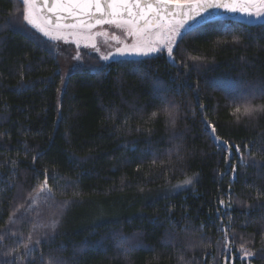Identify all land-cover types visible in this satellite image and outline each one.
I'll return each instance as SVG.
<instances>
[{"label":"trees","instance_id":"trees-1","mask_svg":"<svg viewBox=\"0 0 264 264\" xmlns=\"http://www.w3.org/2000/svg\"><path fill=\"white\" fill-rule=\"evenodd\" d=\"M22 13L0 0V264H264V112L242 115L264 105V24L186 31L175 62L82 52L62 83Z\"/></svg>","mask_w":264,"mask_h":264},{"label":"snow or ice","instance_id":"snow-or-ice-1","mask_svg":"<svg viewBox=\"0 0 264 264\" xmlns=\"http://www.w3.org/2000/svg\"><path fill=\"white\" fill-rule=\"evenodd\" d=\"M22 4L24 24L49 41L75 44L78 50L75 59L81 58V46L98 53L101 51L97 38L105 37L107 42L110 33L93 30L102 29L105 25L115 28L131 39L129 44L119 36L111 34V39L120 46L114 53L101 55L102 61L116 56L146 58L166 51L168 57L175 62L174 46L178 44V38L185 34L182 30L191 28L198 17H203L204 13L210 10L254 16L257 19L264 17V0H22ZM235 112L240 113L241 108L237 107ZM258 112H264V105L247 102L242 115L252 117ZM152 115L155 117L156 113L153 112ZM167 115L174 123V112H168ZM208 127L215 136V127L211 124ZM215 139L220 140L218 136ZM236 151H241L239 146ZM183 184L191 185L192 179H185ZM51 193L52 188L49 187L46 177L44 183L31 196L32 202L35 203L41 198L49 199ZM67 203L61 207H65ZM58 223V218L53 219L45 227L55 230ZM241 252L246 258L253 256V253L243 246ZM49 264H61V261L52 257Z\"/></svg>","mask_w":264,"mask_h":264},{"label":"rangeland","instance_id":"rangeland-1","mask_svg":"<svg viewBox=\"0 0 264 264\" xmlns=\"http://www.w3.org/2000/svg\"><path fill=\"white\" fill-rule=\"evenodd\" d=\"M22 2V0H20ZM240 22H243V23H246V24H249V25H259V24H264V17L260 18V19H257L256 17H242V18H238L236 19ZM34 32H36L38 35H40L41 37L42 34H40L39 32H37L35 29H32ZM94 31H108L110 33V36L107 38V42H105V37H98L97 38V41H98V44H99V47L101 49V51L98 53L96 52L95 50L91 49V48H84L83 46H81V48L79 49V52L82 53V52H86L92 56H95L97 57L103 64H109L111 62H118V61H139V60H144V59H147V58H151V57H155L159 54H164L166 56V58L171 62L173 61V59H170L167 55V52L164 51L162 53H157L156 55L154 56H150V57H146V58H137V57H119V56H116L114 58H111L109 59L108 61H102L100 59V56L101 55H104V54H107L109 52H115V49L117 47H119L120 45H117L112 39H111V34H115L117 36L120 37V39L122 41H125L127 43H131V39L130 38H126L124 36V34L122 32H119L118 30H116L115 28H112V27H109V26H105L103 27L102 29L101 28H98ZM184 32H186V30H182ZM44 39L48 40L46 37H43ZM180 40V38H178V41ZM49 41V40H48ZM52 42V41H50ZM54 43L55 46H57L58 48V61H59V66H60V74H61V77H62V83L65 82L66 78L68 77V75L72 72L73 68H74V65H75V62L78 61V59H75V57L77 56V48L75 46V44L73 43H63L62 41H55V42H52ZM175 48V46H174ZM190 187V185H184L183 182L177 186H175L173 189L169 190L171 194L173 193H176V192H180L181 190H185V189H188ZM86 213L87 214H90V213H99V215L105 217L106 215H108V212L106 210V207H102V206H99V205H96V206H88L86 208ZM241 259L242 260H245V261H249L250 258H246L243 256V254L241 255ZM249 264V263H248Z\"/></svg>","mask_w":264,"mask_h":264},{"label":"water","instance_id":"water-1","mask_svg":"<svg viewBox=\"0 0 264 264\" xmlns=\"http://www.w3.org/2000/svg\"><path fill=\"white\" fill-rule=\"evenodd\" d=\"M242 17H247V16H243L240 14H228L222 10H210L208 13H204L203 17H198L197 21L193 22L192 27L186 29V31L195 30L197 28H200V27H202L208 23H211L213 21H216V20H223V19L236 20V19L242 18ZM105 26H107V25H105ZM105 26H103V27H105ZM94 30H96V29H94Z\"/></svg>","mask_w":264,"mask_h":264}]
</instances>
